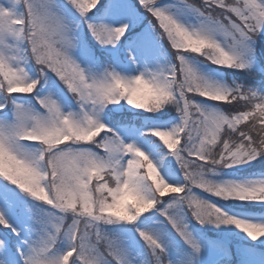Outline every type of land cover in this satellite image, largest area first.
I'll return each instance as SVG.
<instances>
[{
    "label": "snow or ice",
    "instance_id": "snow-or-ice-1",
    "mask_svg": "<svg viewBox=\"0 0 264 264\" xmlns=\"http://www.w3.org/2000/svg\"><path fill=\"white\" fill-rule=\"evenodd\" d=\"M137 2L147 14L149 30L128 41L125 47L128 58L137 63L135 50L144 63L136 74L126 75L111 65L93 71L82 66L71 52L79 44L82 59L88 64L95 62L87 46L79 41L77 32L81 24L99 45L115 49L130 25L141 18L128 0H107L102 5L101 0H63L62 3L59 0H0V149L7 156H15L22 138L27 141L28 136L39 133L46 139L63 133L61 142L49 145L54 157L49 165L50 175L55 178L58 171L63 181L78 189L72 202L58 207L55 202L35 200L17 183L0 177V226L11 230V236L5 232L0 238V264H133L128 259V245L109 235L102 224L113 221L135 224L144 213L161 203L166 193L184 192L185 195H171L172 201L156 209L164 219L155 227L147 223L151 217H145V223L135 229L143 241L144 251L149 254L147 264H174L167 258L162 243V237L173 234L192 251L200 252L201 246L183 217L168 211L176 204L187 205L200 224L234 225L253 240L264 236V223L229 214L192 192V186L196 185L224 199L216 193L227 187L264 186V179L218 183L207 176L217 166L245 163L264 154V94L235 82L230 86L209 79L186 58L189 52L180 44L182 38L193 35L215 49L217 55L211 63L245 69L248 62L243 53L252 51L249 42L257 30L264 29V0H205L203 7L191 0L165 5L159 0ZM98 5L113 20L124 19L119 23L92 19L89 13ZM187 14L196 18L195 25L181 19ZM162 40L175 50L173 62L149 67L154 46ZM29 60L39 65V74L35 77L24 66ZM48 72L78 102L77 111H64L50 93L33 96L43 112L17 102L19 98L14 93H34ZM192 83L197 85L195 90L186 86ZM27 84H32L31 91L21 87ZM151 93H158V98L149 105L147 98ZM194 96L224 103L208 106L194 100ZM141 97L144 106H135ZM121 100L146 111H157L170 104L178 113V120L171 128L153 127L149 132L175 158L184 180L167 182L172 187L149 197L152 202L137 208L135 215L127 209L129 203L136 207L134 202L123 195L117 196L116 192L125 183L137 192L143 191L144 176L140 173L143 162L135 151L139 147L124 142L119 135H109L112 130L99 118L106 105ZM221 105L234 110L226 112ZM110 114L114 124L126 118L124 113L110 110ZM102 131L105 135L97 139ZM93 146L101 149L102 154ZM122 154H131L124 163ZM108 177L112 183L105 182ZM39 178V172L33 169V179L38 182ZM20 194L47 207L28 208ZM249 200L264 202V199ZM14 212L29 213L27 219L31 223L27 227L35 232L34 238L21 237V230L13 223ZM12 237L19 241L15 251ZM61 240L66 241L63 249L57 247ZM132 240L138 243L135 237Z\"/></svg>",
    "mask_w": 264,
    "mask_h": 264
},
{
    "label": "rangeland",
    "instance_id": "rangeland-1",
    "mask_svg": "<svg viewBox=\"0 0 264 264\" xmlns=\"http://www.w3.org/2000/svg\"><path fill=\"white\" fill-rule=\"evenodd\" d=\"M59 2H63V0H59ZM107 0H101V5L105 4ZM128 3L131 7H133L136 12L139 14V17H141L137 23L130 25L129 30L125 32L124 36L120 38V41L122 38L127 37V34L130 33L132 30H134L139 21L143 18L142 8L136 3L134 0H128ZM179 3V0H167L166 4H177ZM99 10V11H98ZM103 12V15L99 17ZM93 15L94 17H91L94 20L97 21H105L110 23H119L121 20L124 19V17H120V19L113 20L111 16L107 15L104 10L101 8L100 5L97 6V9H93L91 13H89V16ZM181 19L184 20L188 24H195L196 18L193 17L190 14L182 15ZM146 30H149V25L147 24L141 31V33H144ZM77 35L79 37V41L81 44L86 45L87 48L90 50L94 57V63L88 64L86 63L81 55H80V45L78 44V47L76 49H73L71 52V55L74 59H76L78 62L82 64L84 67H91L93 71H98L104 68V66H100L98 64L101 59H99V55H97L94 51L95 50H101L104 49L108 51L112 57V67H115L118 71H122L126 75H134L138 71L139 68L143 66L144 60L143 57L140 56L139 53H136L134 51V55L136 57L137 63H132L130 59L126 60L124 57L123 51L125 48H122L120 45V41L117 43L116 48L113 49L111 46H101L99 45L95 40L92 42V39L88 40L91 36V34L88 32L87 27L83 24H81L80 30L77 32ZM259 37L264 36V29L259 31L257 34ZM254 38L249 42V47L252 49V51H245L243 53V57L248 62V66L254 65ZM127 45V43H126ZM97 46V47H93ZM118 57V60L116 59ZM197 57H195L196 59ZM253 61V63H252ZM173 62L171 59V55L168 53L166 49H164L163 45L161 44V41L158 44H155L154 51L152 57L148 59V66L149 67H156V66H162L166 63ZM196 63L197 66H200L201 69H198L203 75L208 77L209 79L213 81H217L220 83H226L224 73L220 70H217L215 68H211L210 66H207L203 63ZM26 70L28 71L29 75L32 77H35L38 75V72L36 69H33L31 60L27 61V63L24 65ZM49 75V76H48ZM54 74L48 72L45 74V76L42 79L41 85H46L43 89V92L40 94H51L55 99H57L58 103L61 105L62 109L64 111H77L78 110V103H75V101L68 96V91L66 87L56 78L54 79ZM51 79V80H50ZM64 86L65 88L63 89ZM15 97H18V95H13ZM22 96V95H20ZM23 98L17 100V102L24 103L27 106L32 107L34 110L43 112L44 109L36 104L31 98H27L26 96H22ZM216 103L209 104L208 106H215ZM140 111V112H146L148 113L149 120H146L144 125L138 128H128L123 130H117L115 135H119L121 139L124 142H131L135 143L137 147H139L142 151H145L150 158L153 160L154 164L157 166L158 170L160 171L162 177L169 183H176V182H183L184 178L181 173V170L179 168V165L175 161V158L169 153V151L166 149V146L163 145L161 141L155 136H151L149 129L153 127H161V128H171L178 120V115L171 116L170 112L175 111L174 106L172 105H165L163 108L157 111H146V110H140L136 109L130 105H128L125 101L121 100L119 103L115 104H109L104 107V109L101 110L99 113V118L102 122H104L107 126L109 123V113L111 111L116 112H122L125 111ZM168 109V110H166ZM25 145H35V142L30 141H24ZM95 150V149H94ZM96 151V150H95ZM98 152V151H97ZM99 153V152H98ZM102 154V153H101ZM131 154H122V160L121 162L124 163L128 158H130ZM255 159V158H254ZM253 159V160H254ZM253 160L229 166V168H234V170H237L241 167H244L248 164H250ZM175 165V166H173ZM2 179V178H0ZM226 180H223L221 183L225 181H236V182H247L250 180H257V179H264L263 177L260 178H249V177H242V176H233L225 178ZM10 187H15L10 185ZM18 192V190H17ZM19 193V192H18ZM184 192H181L179 194H172V193H166L165 196H171V195H184ZM210 195V194H209ZM210 197V196H208ZM164 198V197H163ZM171 198H173L171 196ZM20 199L24 200L25 204L28 208H36L38 206L40 207H47L46 205H39L38 202H31L30 205L26 202L25 197H23L22 194H20ZM172 200H169L167 203H169ZM261 202V201H258ZM264 203V202H261ZM174 213L178 216H182L184 222L188 225L189 231L192 233L193 238L200 244V252L196 253L192 250H188L183 244L182 241L175 237L173 234L172 237H162V241L164 244V247L169 255V260L173 261L174 264H239L240 258L238 259V255L243 256L246 258V261L241 262L240 264H264V251L256 249L254 247H239L238 245H231L228 242L222 241L221 239H216L219 241H212L210 238L206 235L205 232L198 229L197 226H195L187 216V212L185 208L183 207V204H176L174 205ZM13 223L14 226L19 228L21 230V237L24 239L27 238H34L35 232L32 231L31 227H27L31 222L27 219V216L29 213H25L24 215H20L18 212H14L13 214ZM149 216V212L144 213L140 219L135 223H125V222H117L113 221L112 223H104L102 224V227L104 230L111 234L113 237H115L117 240H119L121 243H124L128 245L129 248V255L128 259L133 262V264H147L148 262V256L149 254L144 251L143 248V241L140 240V238L136 235L135 229L138 226H142L145 223V217ZM243 219L250 220L253 223H264V217H256V216H248V215H242ZM163 220L162 217L158 215V212L154 214V217L150 219L147 223H149L150 226L155 227L157 223ZM70 223L71 221L68 220ZM199 225V224H198ZM206 225H209L210 227L228 232L229 230L226 229H220L219 226L205 223L201 228L207 229ZM233 232L237 236H241L243 238L251 239L247 237V235L240 229L236 228L233 225ZM214 232V231H212ZM4 232L0 231V238H3ZM132 237H135V241H138V243L134 242L132 240ZM252 241L255 242H261L264 241V236L258 237L257 239ZM222 241V242H221ZM19 243L17 239V244ZM66 241L61 240L57 247L60 249H63L65 247ZM264 245V244H262ZM20 247L23 248V244H20ZM15 251V250H13ZM17 259L19 257L17 256Z\"/></svg>",
    "mask_w": 264,
    "mask_h": 264
},
{
    "label": "clouds",
    "instance_id": "clouds-1",
    "mask_svg": "<svg viewBox=\"0 0 264 264\" xmlns=\"http://www.w3.org/2000/svg\"><path fill=\"white\" fill-rule=\"evenodd\" d=\"M191 2L196 4L195 0H191ZM204 3L205 0H203V3H200L198 6L203 7ZM258 33L259 30L254 33L252 39ZM180 44L184 46L189 53L203 56L207 59V61H212L213 57L217 55L215 49L211 45L206 44L204 41L193 35H188L182 38L180 40ZM35 65L37 66V71L39 72V65ZM186 86L193 90L197 87L195 83ZM21 87L31 91L32 84L22 85ZM117 87H122V85H117ZM200 87H202V85H200ZM157 98L158 93H151L147 98V103L151 105L157 100ZM125 102L127 103V100H125ZM135 106H144V98L141 97ZM101 127H103V125H101ZM62 134L63 133L59 135L52 134L46 139L39 133L28 136L27 141H38L35 145H25V139L22 138L20 145L17 148L18 155L15 156H7L5 152L0 149V177L10 179L17 183L24 191L33 195L35 200H42L46 203L55 202L58 207L63 206L66 202H72L74 197H76L78 189L75 186H72L69 182L63 181L58 171L55 178H52L50 175L52 170L49 165L54 157L49 151V145L61 142L60 136ZM77 138H79V135H77ZM135 151L143 162L140 168V173L144 176L143 191L137 192L136 190L128 187L125 183L123 188H118L116 192L117 196L123 195L130 201L134 202L136 207H133V203L127 204L128 212L132 215L136 214L137 208L145 207L152 202L149 197L156 194H163L162 190L165 187H172V185H169L162 177L161 173L153 165L149 157L145 155L140 148H136ZM33 169H36V171L39 172L40 178L38 182L33 179ZM105 182L112 183L113 181L111 177H108ZM93 191H95V188H93ZM216 194L223 196L224 199H264V186L252 189H245L243 187H227ZM77 202H79L78 198ZM118 202L119 201H117V203ZM240 223L244 224L246 222L241 221Z\"/></svg>",
    "mask_w": 264,
    "mask_h": 264
},
{
    "label": "trees",
    "instance_id": "trees-1",
    "mask_svg": "<svg viewBox=\"0 0 264 264\" xmlns=\"http://www.w3.org/2000/svg\"><path fill=\"white\" fill-rule=\"evenodd\" d=\"M145 17H147V14H146ZM263 44H264V42H260L259 47L260 48H263ZM258 56L261 57L260 53H258ZM263 77H264V74L259 69H255L253 71L243 69L240 72L237 69H234V70H231V71L228 72V78H229V81L232 84L235 82V83H238V84L242 85L243 87H246V88H248L250 90H254L256 88L257 84L259 83L260 79L263 78ZM219 103L223 104L224 102H219ZM221 106H222V109L223 108L224 109H227L228 108L227 105H221ZM166 110H168V109H166ZM229 110H232V107L231 106H230ZM240 110H242V106H241ZM111 119H112V117H111ZM118 122H121V121H118ZM261 156L263 157V154ZM257 162L258 163L260 162V157L258 158ZM218 167H221V166H217V167H215L213 169L212 172L207 173L208 178L214 179L215 174H217V172H218ZM250 171L252 172V169L249 170V172ZM232 199H234V201L236 200V202L238 204L243 205L245 208H248V207L249 208H253V207H256V206H261L258 203H254L255 201L239 200V199H235V198H232ZM261 210L264 211V207L263 206H261ZM228 230H229V232H230L231 235L237 237V235L235 234V232H233L232 229H228Z\"/></svg>",
    "mask_w": 264,
    "mask_h": 264
}]
</instances>
